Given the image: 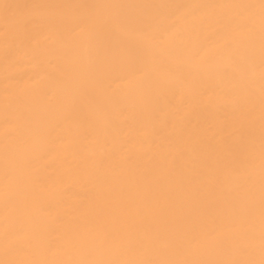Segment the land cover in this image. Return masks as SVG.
<instances>
[{
    "label": "bare ground",
    "instance_id": "obj_1",
    "mask_svg": "<svg viewBox=\"0 0 264 264\" xmlns=\"http://www.w3.org/2000/svg\"><path fill=\"white\" fill-rule=\"evenodd\" d=\"M136 1L0 0V264H264V0Z\"/></svg>",
    "mask_w": 264,
    "mask_h": 264
},
{
    "label": "rangeland",
    "instance_id": "obj_2",
    "mask_svg": "<svg viewBox=\"0 0 264 264\" xmlns=\"http://www.w3.org/2000/svg\"><path fill=\"white\" fill-rule=\"evenodd\" d=\"M67 1H69V0H63V2L64 3H66ZM72 1V3H74V0H71ZM117 2H118V5L122 8H120L119 9V12H116V13H113V15H112V12H111V14H110V19H109V21L108 22H110V20H112L111 19V16L113 17V20H114V18L116 19L117 18V20H119V21H122L121 23H125L124 25V27H126L128 30H132V31H134L135 33L134 34H136V36L135 35H132V36H134V37H137V36H139L140 35V32L138 33V31L139 30H142V32L144 33V34H146V33H148L147 32V30L148 29H150L151 28V26H152V22H150L149 20H147L146 19V15H147V9H148V7H146V6H144V5H142L143 3H142V1H136V0H132V1H130V0H117ZM122 2V3H121ZM138 2V4H136L135 5V3H137ZM127 3V4H126ZM130 4V5H129ZM126 5V6H125ZM128 5V6H127ZM69 6V5H68ZM125 6V7H124ZM128 7V8H127ZM68 8H70L72 11H75V12H77V8H73V7H71V6H69ZM127 8V9H126ZM131 8V9H130ZM80 9V8H79ZM78 9V10H79ZM137 9H138V11L140 12V13H138L137 12ZM140 9V10H139ZM51 10H52V8H49L48 10H46V11H42V9H40V8H37V7H33V8H31V10H30V12H29V14H33V17H31V19H39V16L42 14V13H46V14H49V13H52L51 12ZM126 11V14H125V11ZM49 11V12H48ZM128 11L130 12V13H128ZM122 14H121V13ZM146 12V13H145ZM120 13V15H121V17H123L122 19L121 18H119L120 16L118 15ZM135 13V14H134ZM116 14H117V17H116ZM125 15V16H124ZM137 15H139L140 17H138ZM144 15V16H143ZM133 16V17H132ZM137 16V17H136ZM143 16V17H142ZM60 18V17H59ZM119 18V19H118ZM126 18V19H125ZM129 18H131V19H129ZM30 18H29V20H31ZM51 19H53V18H51ZM54 19H58V18H54ZM121 19V20H120ZM132 19H134V20H132ZM137 21H136V20ZM112 20V21H113ZM131 20V21H130ZM140 20V21H139ZM116 21V20H115ZM125 21V22H124ZM127 21H128V23H127ZM112 23H114V22H112ZM111 24V23H110ZM123 24H121V25H123ZM148 27V29H146ZM150 27V28H149ZM107 29H104V31H102L100 34H99V40H100V43H101V53H103V51L104 50H106V49H108V45H109V48H110V45H113V47H114V44H116L117 46H120L122 43H124L126 40H128V37H125V35L123 36L122 34L120 35V33L118 32V30H114V32H112L111 33V31H113V29H114V27H112V26H108V27H106ZM112 28V29H111ZM130 28V29H129ZM140 28V29H139ZM143 28L146 30H144L143 31ZM108 30H110V31H108ZM107 31V32H106ZM132 31H131V33H132ZM148 31H150V30H148ZM109 33H111V34H109ZM112 34H114L113 35V37L111 36ZM115 34H117L116 36H115ZM119 34V35H118ZM111 37H110V36ZM130 35V34H129ZM108 36H109V38L110 39H108ZM118 36V37H117ZM116 37V38H115ZM120 37V38H119ZM139 37H142V33H141V36H139ZM113 38V39H112ZM110 42H109V41ZM108 41V42H107ZM112 41V42H111ZM120 42H122L121 44H120ZM110 43V44H109ZM103 45L105 46V47H103ZM112 48V47H111ZM101 56H103V55H101ZM107 57V56H106ZM108 58V57H107ZM106 58V59H107ZM105 59V60H106Z\"/></svg>",
    "mask_w": 264,
    "mask_h": 264
}]
</instances>
